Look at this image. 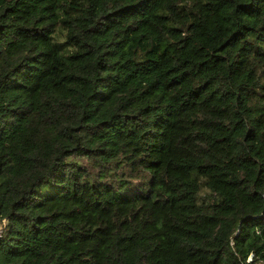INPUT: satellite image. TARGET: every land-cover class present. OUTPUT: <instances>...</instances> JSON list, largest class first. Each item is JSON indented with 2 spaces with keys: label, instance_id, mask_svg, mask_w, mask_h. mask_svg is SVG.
<instances>
[{
  "label": "trees",
  "instance_id": "obj_1",
  "mask_svg": "<svg viewBox=\"0 0 264 264\" xmlns=\"http://www.w3.org/2000/svg\"><path fill=\"white\" fill-rule=\"evenodd\" d=\"M0 264H264V0H0Z\"/></svg>",
  "mask_w": 264,
  "mask_h": 264
},
{
  "label": "rangeland",
  "instance_id": "obj_2",
  "mask_svg": "<svg viewBox=\"0 0 264 264\" xmlns=\"http://www.w3.org/2000/svg\"><path fill=\"white\" fill-rule=\"evenodd\" d=\"M59 39L63 40L64 39V31L61 33H58Z\"/></svg>",
  "mask_w": 264,
  "mask_h": 264
}]
</instances>
